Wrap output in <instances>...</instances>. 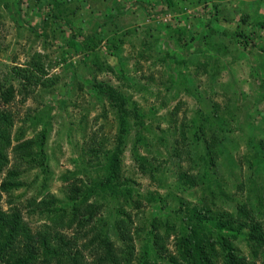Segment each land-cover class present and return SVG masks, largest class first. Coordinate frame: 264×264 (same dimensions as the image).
Instances as JSON below:
<instances>
[{
	"label": "rangeland",
	"instance_id": "374dc122",
	"mask_svg": "<svg viewBox=\"0 0 264 264\" xmlns=\"http://www.w3.org/2000/svg\"><path fill=\"white\" fill-rule=\"evenodd\" d=\"M171 2L0 0V212L18 213L26 231L9 247L0 222V264L12 251L23 258V242L36 255L28 264L51 245L64 251L50 264H107L101 225L123 248L114 221L129 216L138 249L161 244L149 227L165 214L171 253L181 235H198L222 264L223 242L205 222L214 216L234 232L223 237L242 264H264V0ZM239 21L262 36L255 48L233 42ZM114 99L126 100L121 135ZM115 149L109 191L73 210L72 188L101 180Z\"/></svg>",
	"mask_w": 264,
	"mask_h": 264
},
{
	"label": "trees",
	"instance_id": "16d2710c",
	"mask_svg": "<svg viewBox=\"0 0 264 264\" xmlns=\"http://www.w3.org/2000/svg\"><path fill=\"white\" fill-rule=\"evenodd\" d=\"M164 2L171 7V0H164ZM51 4V3H50ZM245 20V19H244ZM241 19V23L244 21ZM236 23V28H233V32H230V35L233 36V42L237 44H241L243 50L247 46L246 43L250 44L249 49L252 47L255 48L256 43H261L262 36L258 35V30H255L253 27L249 28L248 26L250 24H247L246 27H244L241 23ZM247 31V32H246ZM225 34V33H224ZM228 34V33H226ZM184 38V34L182 35ZM246 37V38H245ZM91 44H94V42L91 40ZM39 68V67H37ZM108 92L110 97H114L115 94H113L112 89H108ZM115 98V97H114ZM113 102V106L116 107V110H119V113L121 114V120L119 121V133L120 135L124 133V113H126L125 108L122 107L126 103V100H115ZM0 119L3 121H6V114L4 112L0 113ZM6 142V136L1 131L0 132V145L1 143ZM264 150V146H263ZM3 149L0 147V160L4 158ZM259 156L263 157L264 159V153L259 154ZM119 164V150L115 149L111 152L107 153L104 158V169L102 168V178L101 180L90 183L88 186L83 187L81 189L74 190V187L72 188V194L67 197L66 204L70 205L73 210H78L76 207V204L81 203V200H85L89 195L95 194V193H101V192H108L109 191V185L111 177L115 175V170L117 172ZM140 166L145 167L148 166V163L145 164V161H141ZM146 170V167L144 168ZM117 180V179H115ZM5 189L14 187L16 184L14 182H4ZM123 192H126L127 195L131 192L129 187L122 188ZM74 193V194H73ZM121 194V193H120ZM131 194V193H130ZM126 195V196H127ZM148 199L150 201H156L159 202L158 197H153L151 195L148 196ZM46 212L50 213V208L52 210H57L56 206L52 201H47L45 203ZM92 207H89V210H92ZM94 210V209H93ZM121 211V210H120ZM92 216V214H91ZM168 215L165 214L161 220H151L149 230L152 231L153 229L156 230V234L158 233V240L161 244L155 245L154 243L152 245H146L141 244L138 249L136 246L132 245V234L131 231V225L132 221L130 220L129 216H125L124 218L120 217L117 218L114 221V231H115V237L116 241H120L121 243H125V246L123 248L114 247L112 242L108 239L106 233L102 231L101 225L99 230L94 235L99 236L98 244L101 249V260L103 262H106L107 264H134L135 262L142 263V264H155L158 263L159 259H162L164 264H215V257L217 255L215 254V249L212 245V242L208 240L206 237H198V235H181V237L178 238L180 241L176 244V252L171 253L169 250L164 248L165 240L168 236L169 231L172 229L173 225L168 222ZM19 215L18 213H11V212H0V222L2 224V227L7 230L8 233H6V236L8 237L9 241L7 242V245L9 247L12 246L15 237L19 236L20 234L26 233L25 229L22 227H19L18 225ZM157 221V222H156ZM201 219L197 218V223H201ZM205 222L214 229V232L216 234V238H219L220 241L223 242V248H222V264H242L240 260L236 258V256L233 254V252L230 250V243L226 241L223 237L224 234L226 235H234V232L230 230V228L226 229V223L227 222H221L219 218L211 216L205 219ZM90 229L95 231V227L92 226ZM140 231V230H139ZM138 231V233H139ZM137 235V234H136ZM4 238V237H1ZM0 238V248L3 245V242H1ZM181 239V240H180ZM3 240V239H2ZM259 239L256 238V241ZM23 247L26 255L23 258H20L18 255V252L12 251L9 256V261L7 260L5 264H28L27 259L35 260L36 255L33 254V252L28 250V247L26 246L27 243L23 242ZM164 248V249H163ZM28 250V251H27ZM163 250V252H162ZM64 251L63 245L61 247L56 246H49L45 247L43 252L41 253V264H50L51 260L54 261V263L58 262L60 260L59 255L62 254ZM20 258V259H19Z\"/></svg>",
	"mask_w": 264,
	"mask_h": 264
}]
</instances>
